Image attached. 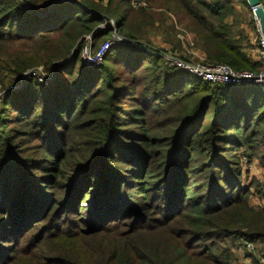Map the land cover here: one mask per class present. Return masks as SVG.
I'll list each match as a JSON object with an SVG mask.
<instances>
[{"label":"trees","instance_id":"1","mask_svg":"<svg viewBox=\"0 0 264 264\" xmlns=\"http://www.w3.org/2000/svg\"><path fill=\"white\" fill-rule=\"evenodd\" d=\"M139 1L148 8L0 0V78L19 86L0 104V264L42 222L41 232L92 241L80 264H231L213 240L264 246V211L248 203L260 186L245 184L241 164L264 167V85L213 86L167 65L149 40L181 47L168 15L204 63L255 71L252 44L230 24L246 0ZM104 17L131 44L115 42L87 67L84 38L92 52L114 38ZM37 69L44 84L19 82Z\"/></svg>","mask_w":264,"mask_h":264},{"label":"rangeland","instance_id":"2","mask_svg":"<svg viewBox=\"0 0 264 264\" xmlns=\"http://www.w3.org/2000/svg\"><path fill=\"white\" fill-rule=\"evenodd\" d=\"M236 7L235 16L230 19V24L232 25L233 32L241 33L246 38L247 46L253 43L254 39H260L259 33L256 28V21L254 20L253 14L246 7H242L237 3H234ZM156 10V9H154ZM166 19L170 20V26H175L176 38L174 39V46L176 41H180L179 37H185L182 31V27L178 25L176 19H172L171 16H166ZM175 20V21H174ZM106 26V27H105ZM105 26H102L103 29L111 28L110 24L106 23ZM101 27V28H102ZM187 36V35H186ZM189 36V35H188ZM190 37V36H189ZM151 46L153 49H157L164 55V62L173 66L172 60L186 59L189 65L196 66L200 65L203 62V57L199 51L194 50L192 46L180 41L181 47L176 46L175 49L172 46L161 43L162 40L159 36H154L151 34L149 37ZM192 41V40H191ZM91 49V47H90ZM166 55V57H165ZM258 67V65H257ZM0 104L3 99L4 89L10 84L5 82L0 78ZM44 84V83H43ZM264 154V150L259 148L258 155ZM241 164L244 168L245 174H248V178L244 177L245 184L247 186L251 185L253 180H256L259 183V190L261 192L257 194L252 188L251 196H249L248 203L251 207L256 209H261L264 211V167L260 158L253 159L251 163H246L245 157L241 159ZM46 224V223H45ZM44 222L39 223L35 228L29 230L20 241L21 250L14 256L12 261L8 264H49L50 260L58 259L61 257H66L70 262L74 264H80L85 260L84 256V247L89 245L91 240L83 239L81 231H75L73 235L66 234L60 236V234L54 233H44L43 230ZM127 228L116 229L114 234L127 231ZM39 231L38 233H36ZM32 237H36L33 239ZM62 237V238H61ZM102 239L95 241L100 243ZM217 243L219 248L228 249L233 254V261L231 264H239L242 258L249 256L246 249L244 248L243 242L245 239L239 237L226 238L222 240H213ZM209 243H207L208 245ZM255 250L252 253L253 258L257 259L263 257L260 253L263 250L264 246L259 243H253ZM196 248V247H195ZM200 249H195L199 251ZM42 252V256L39 254ZM46 255V256H45ZM45 256V257H44Z\"/></svg>","mask_w":264,"mask_h":264},{"label":"built area","instance_id":"3","mask_svg":"<svg viewBox=\"0 0 264 264\" xmlns=\"http://www.w3.org/2000/svg\"><path fill=\"white\" fill-rule=\"evenodd\" d=\"M130 5L133 8H148L145 2H141L139 0H129ZM253 14L254 20L255 18V9H251ZM257 25V21H256ZM260 37V35H259ZM179 39L192 46L191 38L187 35L185 37H179ZM90 37L87 36L84 38V43L80 49V60L81 62L87 67H97L101 64L102 59L106 52L108 51L109 47L117 42L114 38L108 40L101 44L94 52L90 49ZM150 52V50H147ZM249 55L252 57L255 63H257L258 68L255 71L252 70H234L228 65L225 64H215L210 65L206 63H202L200 65L192 66L187 63H184L180 60H172V63L175 67L188 71L189 73L193 74L194 76L198 77L204 82H207L213 86H239L242 84H259L264 85V42L260 38L254 39L252 45L248 50ZM166 57V55H165ZM204 61V59H202ZM35 78L40 84L45 82V77L41 69L33 70L30 72H26L22 75L19 82H23L26 80L27 77ZM19 86H7L4 90L3 96L12 90L17 89ZM247 163V160H245ZM244 248L246 249L249 255L255 250L254 244L249 241L243 242ZM259 264H264V257L255 259ZM239 264H249L244 258L239 262Z\"/></svg>","mask_w":264,"mask_h":264},{"label":"water","instance_id":"4","mask_svg":"<svg viewBox=\"0 0 264 264\" xmlns=\"http://www.w3.org/2000/svg\"><path fill=\"white\" fill-rule=\"evenodd\" d=\"M247 5L249 6L250 10L255 9V18L257 21V31L260 35V38L264 42V9L260 3L259 0H246ZM104 20L107 21L108 24L111 25V27H114V33L113 37L117 42L131 44V41L127 40L126 38L118 35L117 30L115 29V21L113 19H109L104 17ZM106 27V26H105ZM103 29V27H102Z\"/></svg>","mask_w":264,"mask_h":264}]
</instances>
